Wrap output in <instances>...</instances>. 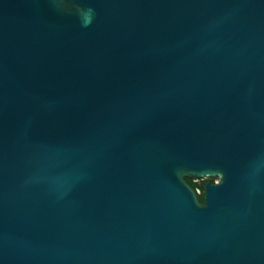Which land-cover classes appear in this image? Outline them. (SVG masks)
<instances>
[{
  "label": "water",
  "instance_id": "obj_1",
  "mask_svg": "<svg viewBox=\"0 0 264 264\" xmlns=\"http://www.w3.org/2000/svg\"><path fill=\"white\" fill-rule=\"evenodd\" d=\"M0 264H264V0H0Z\"/></svg>",
  "mask_w": 264,
  "mask_h": 264
},
{
  "label": "flooded vegetation",
  "instance_id": "obj_2",
  "mask_svg": "<svg viewBox=\"0 0 264 264\" xmlns=\"http://www.w3.org/2000/svg\"><path fill=\"white\" fill-rule=\"evenodd\" d=\"M194 182V187H192L196 194L198 201L200 203L203 202V196H204V188L206 183L215 184L219 181L217 177H207V178H199V179H192Z\"/></svg>",
  "mask_w": 264,
  "mask_h": 264
},
{
  "label": "trees",
  "instance_id": "obj_3",
  "mask_svg": "<svg viewBox=\"0 0 264 264\" xmlns=\"http://www.w3.org/2000/svg\"><path fill=\"white\" fill-rule=\"evenodd\" d=\"M185 180L187 181V183L191 186L194 187V182L191 178H185Z\"/></svg>",
  "mask_w": 264,
  "mask_h": 264
}]
</instances>
